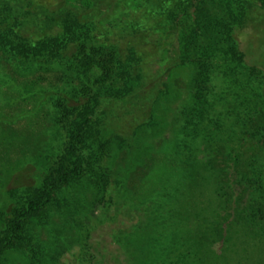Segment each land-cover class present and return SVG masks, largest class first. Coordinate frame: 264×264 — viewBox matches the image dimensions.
Wrapping results in <instances>:
<instances>
[{
  "label": "rangeland",
  "instance_id": "obj_1",
  "mask_svg": "<svg viewBox=\"0 0 264 264\" xmlns=\"http://www.w3.org/2000/svg\"><path fill=\"white\" fill-rule=\"evenodd\" d=\"M133 5L59 0L48 14L62 23L78 18L125 27ZM253 20L244 37L233 33L244 67L219 60L226 73L213 78L209 111L188 137L180 128L191 104L189 58L177 60L172 31L152 30L132 43L148 57L138 90L148 98L103 99L118 136L89 174L64 187L46 217L32 223L41 264H146L140 259L150 254L149 240L163 241L149 223L180 230L178 245L166 241L176 264L190 255L199 264H264V17ZM189 24L182 20L178 30ZM37 25L25 24L24 34ZM68 56L46 66L0 52V231L60 155L66 133L57 126L66 99L71 107L83 104L100 75L96 68L83 75L78 51ZM32 255L12 250L0 264H33Z\"/></svg>",
  "mask_w": 264,
  "mask_h": 264
},
{
  "label": "trees",
  "instance_id": "obj_2",
  "mask_svg": "<svg viewBox=\"0 0 264 264\" xmlns=\"http://www.w3.org/2000/svg\"><path fill=\"white\" fill-rule=\"evenodd\" d=\"M5 1L3 9L0 6V52L25 64L49 66L56 58L69 57V53L76 50L84 61V76L92 68L100 72L97 80L90 81L89 89H85L83 104L71 107L66 99L57 126L66 133L60 155L40 176L39 185L15 204L9 223L0 231V261L7 252L23 249L33 254V264H41L32 244V223L46 217L64 187L89 174L94 160L107 149L110 137L118 136L117 128L110 124V116L101 108L103 99L148 98L149 93L143 92L140 97L138 92L146 79L145 58L148 57L143 49H137L132 43L152 30L172 31L177 60L183 62L189 58L193 67L191 104L181 113L180 128L188 137L193 134L197 119H203L209 111L213 78L218 72L226 73L223 66L218 65L219 60H223L224 65L228 61L232 65L244 64V53L233 33L244 37L251 29L250 21L259 15L264 17V0H134L125 27L107 26L97 20L81 22L78 18L63 23L51 21L48 9L59 0ZM184 19L190 24L178 30ZM29 22H38V25L26 36L24 26ZM120 45L125 47L120 50ZM76 57L73 55L72 61H76ZM162 206L151 207L150 216H156ZM148 225L151 232L163 237V241L152 237L145 249L150 254L140 261L176 264L169 250L167 252L166 241L178 245L180 230L173 233V230ZM176 257L180 259L179 255ZM194 257L190 255L179 264H199Z\"/></svg>",
  "mask_w": 264,
  "mask_h": 264
}]
</instances>
